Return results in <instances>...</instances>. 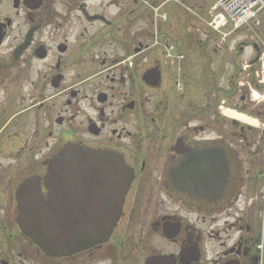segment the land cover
Masks as SVG:
<instances>
[{
    "label": "flooded vegetation",
    "instance_id": "flooded-vegetation-1",
    "mask_svg": "<svg viewBox=\"0 0 264 264\" xmlns=\"http://www.w3.org/2000/svg\"><path fill=\"white\" fill-rule=\"evenodd\" d=\"M188 1L0 0V264H264V103L236 99L210 57L180 56ZM180 142L233 156L234 191L211 212L170 190ZM68 144L114 154L132 180L104 242L47 256L21 231L16 191L35 177L46 196Z\"/></svg>",
    "mask_w": 264,
    "mask_h": 264
},
{
    "label": "water",
    "instance_id": "water-1",
    "mask_svg": "<svg viewBox=\"0 0 264 264\" xmlns=\"http://www.w3.org/2000/svg\"><path fill=\"white\" fill-rule=\"evenodd\" d=\"M187 164L195 175L177 176ZM235 171L230 155L216 145L192 144L180 150L168 173L180 189L177 194L208 211L221 203L225 194L221 190L231 187ZM128 177L123 163L112 155L75 144L66 146L48 163L47 200L33 178L19 186L22 231L48 255H66L102 242L119 217Z\"/></svg>",
    "mask_w": 264,
    "mask_h": 264
},
{
    "label": "rangeland",
    "instance_id": "rangeland-1",
    "mask_svg": "<svg viewBox=\"0 0 264 264\" xmlns=\"http://www.w3.org/2000/svg\"><path fill=\"white\" fill-rule=\"evenodd\" d=\"M185 1L186 3H188V5H191V2H189L188 0ZM208 3L209 0H199V2L195 5L194 8H192V10L199 14L201 13L202 15L205 13L206 8L208 7ZM187 15L192 16V14H187ZM193 25L195 28H198L199 31H195L193 33V30L191 29L189 32H192L193 35H197V40H202V42L208 45L206 51H207V55L213 61V67L216 68V80L220 85L226 86L230 76L234 74V72L236 73L238 67L241 66L244 60L248 59L249 54L250 55L253 54L252 53L253 50L249 46H251V44L255 42V37L257 35H255V33H253L252 30L242 29L239 32H236L232 36H230L229 39H227V41L223 45L222 49H219L215 47L214 35L209 34L207 30L205 31L204 26L201 25L196 20L195 17H194ZM255 30L257 33L260 34L262 40H264V14L261 17L260 27ZM213 49L218 50L219 52L215 53ZM188 50H187V54L189 55L188 57H191L193 59L199 57H205L202 54L198 55L197 52L194 51V49H191L190 51ZM224 58H228V64L226 66V69L224 68V70H222L221 69L222 65H220V62ZM240 93L246 94L247 96L249 95V93L245 89H242L241 92L237 91L235 96L236 99L239 98ZM262 99H264V97ZM257 100L258 99L254 98V103H256Z\"/></svg>",
    "mask_w": 264,
    "mask_h": 264
},
{
    "label": "bare ground",
    "instance_id": "bare-ground-1",
    "mask_svg": "<svg viewBox=\"0 0 264 264\" xmlns=\"http://www.w3.org/2000/svg\"><path fill=\"white\" fill-rule=\"evenodd\" d=\"M255 97H257L256 94H255ZM224 114L227 115V116H229V117L231 116V117H234V118H237V119L245 120V117L244 116H242L240 114H237L236 112L231 111V110L230 111L226 110ZM249 122L254 123L253 120H249Z\"/></svg>",
    "mask_w": 264,
    "mask_h": 264
},
{
    "label": "built area",
    "instance_id": "built-area-1",
    "mask_svg": "<svg viewBox=\"0 0 264 264\" xmlns=\"http://www.w3.org/2000/svg\"><path fill=\"white\" fill-rule=\"evenodd\" d=\"M261 2H264V0H260ZM256 1L255 0H253V3H255Z\"/></svg>",
    "mask_w": 264,
    "mask_h": 264
}]
</instances>
